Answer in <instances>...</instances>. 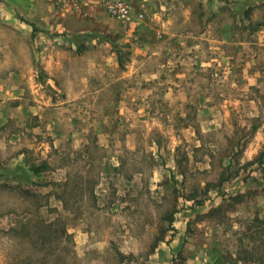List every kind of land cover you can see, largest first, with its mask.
<instances>
[{
  "label": "rangeland",
  "instance_id": "rangeland-1",
  "mask_svg": "<svg viewBox=\"0 0 264 264\" xmlns=\"http://www.w3.org/2000/svg\"><path fill=\"white\" fill-rule=\"evenodd\" d=\"M96 1L0 0V264H264V0Z\"/></svg>",
  "mask_w": 264,
  "mask_h": 264
},
{
  "label": "built area",
  "instance_id": "built-area-1",
  "mask_svg": "<svg viewBox=\"0 0 264 264\" xmlns=\"http://www.w3.org/2000/svg\"><path fill=\"white\" fill-rule=\"evenodd\" d=\"M62 2L71 3L75 8H80L86 3V0H59ZM104 8L105 12L111 17L119 20H129L132 15V6L125 0H97ZM95 2V3H96Z\"/></svg>",
  "mask_w": 264,
  "mask_h": 264
},
{
  "label": "crops",
  "instance_id": "crops-1",
  "mask_svg": "<svg viewBox=\"0 0 264 264\" xmlns=\"http://www.w3.org/2000/svg\"><path fill=\"white\" fill-rule=\"evenodd\" d=\"M62 11V10H60ZM64 13V11H62ZM143 18V14L142 13H138V16L136 17V19H140ZM48 26L50 28H56V30H61L63 28H65V24L61 21V20H54V22H48Z\"/></svg>",
  "mask_w": 264,
  "mask_h": 264
},
{
  "label": "trees",
  "instance_id": "trees-1",
  "mask_svg": "<svg viewBox=\"0 0 264 264\" xmlns=\"http://www.w3.org/2000/svg\"><path fill=\"white\" fill-rule=\"evenodd\" d=\"M121 63L119 62V65H120ZM261 155V154H260ZM48 228L50 227V226H52L51 224H48V225H46ZM258 260L260 261V262H264V257L263 256H261V257H259L258 258Z\"/></svg>",
  "mask_w": 264,
  "mask_h": 264
}]
</instances>
